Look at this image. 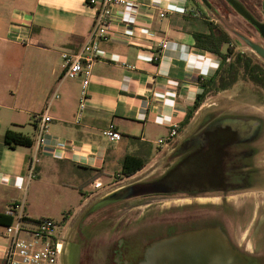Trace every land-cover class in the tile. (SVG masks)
Wrapping results in <instances>:
<instances>
[{"label": "crops", "instance_id": "1", "mask_svg": "<svg viewBox=\"0 0 264 264\" xmlns=\"http://www.w3.org/2000/svg\"><path fill=\"white\" fill-rule=\"evenodd\" d=\"M86 3L0 0L1 214L20 203L32 221L60 215L55 221L61 224L90 196L112 198L133 187L131 179L177 153L203 103L185 129L180 124L203 92L200 83L221 62L195 46L193 33L206 34L209 21L192 16L188 0H125L112 9L111 37L99 43L100 57L81 99L80 78L61 77L60 55L77 52L88 40L95 11ZM46 110L51 121L40 144L36 117ZM174 124V138L157 145ZM110 125L120 135L114 143L103 135ZM8 129L30 138L32 146L7 148ZM32 155L38 163L29 174ZM125 155L144 158L145 165L125 177L120 172ZM95 180L101 188L94 189ZM2 233L0 224V264Z\"/></svg>", "mask_w": 264, "mask_h": 264}, {"label": "rangeland", "instance_id": "2", "mask_svg": "<svg viewBox=\"0 0 264 264\" xmlns=\"http://www.w3.org/2000/svg\"><path fill=\"white\" fill-rule=\"evenodd\" d=\"M206 1L211 5L212 11L204 8L199 0L191 2L190 6L202 13L201 16L198 14V17L220 24V29L232 39L228 48L232 49L233 53L253 54L238 37L227 31L219 18L226 27L264 47V39H261L254 28L224 0ZM238 1L244 4L258 21L264 20L261 11L263 0ZM226 48L223 47L224 53ZM202 103L201 111L182 137L183 141H178L177 153L170 161H164L163 164L154 165L139 173L128 182H134L133 187L114 192L112 198L99 199V195L90 196L86 206L75 215L72 214V218L65 223L58 224L57 234L61 237L63 251L57 264H102L106 253L110 260V249L115 242L127 232L133 236L134 228V236L145 243L149 239L165 237L169 230L180 231L191 227V223L179 221L180 218L190 215H198V220L194 223L198 226L211 223L212 215L221 217L237 242H241L240 238L246 230L248 237L251 236L255 227L248 223L252 222L253 213H257L256 223L260 224L264 220V191L232 197H227L226 193L201 197L183 195L221 188V160L226 156H223L224 153L217 146L233 150V137L245 136L263 138L257 147H264V92L247 82L236 81L226 90L209 92ZM218 117L221 118L217 120ZM213 118L216 120L212 121ZM206 127L207 131L198 141H191V138L202 133ZM197 144H200V149L196 147ZM181 154L183 156H180ZM253 164L264 171V155L256 157ZM127 194L132 196L127 198ZM249 202L252 204L253 213L248 215L247 223L245 219L241 221L240 212ZM71 206H75L74 203H71ZM69 209L67 206L63 213L68 215ZM54 219L58 221L60 215Z\"/></svg>", "mask_w": 264, "mask_h": 264}, {"label": "built area", "instance_id": "3", "mask_svg": "<svg viewBox=\"0 0 264 264\" xmlns=\"http://www.w3.org/2000/svg\"><path fill=\"white\" fill-rule=\"evenodd\" d=\"M86 4L95 11V22H93L88 40L77 52H62L60 55L61 77L72 80L80 78L81 99L86 95L89 78L92 76V66L100 57L99 43L111 37L109 26L112 21V9L125 4V0H87ZM190 13L192 16H198L194 10H191ZM47 113L46 110L36 117V120L39 121L37 132L40 144L44 142L42 135L46 133L47 125L51 121ZM175 134H177V125L174 124L170 127L166 138L158 139L156 144L167 143L174 138ZM103 135L111 143L120 139L119 132L112 125L104 130ZM37 163V157L32 155L30 168H28L29 174L32 173ZM93 187L94 189L101 188L102 183L95 180ZM4 215L11 217L12 222L9 226L3 227L2 236L6 241V246L2 264L58 263L62 254V241L57 234L58 223L55 220L50 217H42L32 221L24 214L20 203L6 206Z\"/></svg>", "mask_w": 264, "mask_h": 264}, {"label": "flooded vegetation", "instance_id": "4", "mask_svg": "<svg viewBox=\"0 0 264 264\" xmlns=\"http://www.w3.org/2000/svg\"><path fill=\"white\" fill-rule=\"evenodd\" d=\"M240 4L256 21H258V19L255 18V16L251 12H249V10L246 9V6L244 4L242 3ZM263 10H264V0L261 7L262 17H263ZM258 22L262 23L264 22V20ZM251 26L253 27V25ZM254 30L258 33L256 28H254ZM220 118L221 117H218L217 120ZM214 119L215 118H213L212 121L216 120ZM208 127H206L205 128L206 130L204 129L202 133H199L195 137L191 138V141H193L194 143L198 141L199 137L207 131ZM260 138L234 136L233 142L235 145L234 146L235 149L233 150H231V148L230 149L226 148L225 146L224 147L217 146V148L218 149L220 148L221 152L224 153L223 156H226L225 158L223 157L221 160L223 164V169H222L223 172H221L223 174L222 176L223 183H220L221 188L220 189L216 188L215 190L209 192H202V193L197 192L190 195L184 194L183 196L195 197L197 195L198 197H201V196H206L208 194L219 193L222 195L223 193H226V195H228L227 197H232L233 195L236 196L238 194L248 195V194H255L256 192L264 191V189L263 190L260 189V188H264V171H261V169H259L258 166H255V164H253V160L256 157H258L259 155L260 156L264 155V147H257V145L261 142L260 140H263V138L261 139ZM196 147L199 148L200 144H197ZM230 209L232 210V207ZM240 213H241L240 214L241 221L245 219L247 220L248 223L249 220L248 215L253 213L252 204L250 202L247 203V206L245 205ZM256 214L257 213H253L254 216L252 217V222L248 223L250 226H253V228L255 227V229L252 231V234L249 237H248V232L246 230L245 233L243 234L244 236L240 238L241 242H237L234 234H231L227 230L225 221L221 220L220 219L221 217L214 215L210 216L212 222L208 224H204L203 226H198L196 224L194 225V223H196V221L198 220V215H190V216L182 217L180 218L179 221L191 223L192 226L191 227L189 226L180 231L169 230L166 236L163 238L178 233L182 234L185 232L194 231L197 229L200 230L203 228L216 227L227 238L228 242L232 246L231 248L234 249V251H236L242 257L243 260L241 261V264H264V220L260 222V224L256 223L255 221ZM222 218H224V216ZM134 233H136L135 228H134ZM134 233L133 236L131 235L132 233L129 234V232L124 234L125 236L122 235V237L115 242L113 248L110 249V260L108 259L109 255L106 253L102 264H137L139 263L140 260L144 259V252L148 245L152 244L153 242L159 239L160 240L163 239L161 237L157 239H151V240L149 239L147 242L143 243L140 238L134 236ZM59 238L61 239L60 236ZM62 251H63V246H62Z\"/></svg>", "mask_w": 264, "mask_h": 264}, {"label": "trees", "instance_id": "5", "mask_svg": "<svg viewBox=\"0 0 264 264\" xmlns=\"http://www.w3.org/2000/svg\"><path fill=\"white\" fill-rule=\"evenodd\" d=\"M188 1L195 2L196 0ZM193 10L201 16V12L195 8ZM205 25L207 28L206 34L201 32L193 33L194 44L203 51L218 55L221 62L214 75L200 83L203 92L195 98L192 108L187 111L183 122L180 124V129L182 130L188 126L192 116L202 104L203 99L211 91L220 92L233 86L236 81H241L247 82L264 92V65L262 62L251 53H233L232 49L228 48L232 43V39L228 33L220 29L219 23L216 24L209 21ZM224 46L227 47L225 53L223 52ZM228 58L229 60L227 61ZM3 142L9 149H14L18 146L30 147L33 144L32 140L27 136L9 129L3 134ZM145 162L144 158L125 155L121 161L120 172L125 177H129L137 170H140L145 165ZM11 222V217L0 213V224L3 227L9 226Z\"/></svg>", "mask_w": 264, "mask_h": 264}, {"label": "water", "instance_id": "6", "mask_svg": "<svg viewBox=\"0 0 264 264\" xmlns=\"http://www.w3.org/2000/svg\"><path fill=\"white\" fill-rule=\"evenodd\" d=\"M204 8L212 11L206 0H201ZM241 18L257 29L264 38V22L256 21L237 0H224ZM264 17V10H263ZM221 24L235 35L264 64V47L231 28ZM227 238L216 227L203 228L175 234L159 239L148 245L144 259L137 264H241L242 257L231 248Z\"/></svg>", "mask_w": 264, "mask_h": 264}, {"label": "bare ground", "instance_id": "7", "mask_svg": "<svg viewBox=\"0 0 264 264\" xmlns=\"http://www.w3.org/2000/svg\"><path fill=\"white\" fill-rule=\"evenodd\" d=\"M170 211V210H169Z\"/></svg>", "mask_w": 264, "mask_h": 264}]
</instances>
